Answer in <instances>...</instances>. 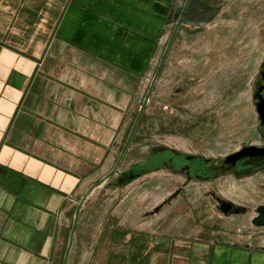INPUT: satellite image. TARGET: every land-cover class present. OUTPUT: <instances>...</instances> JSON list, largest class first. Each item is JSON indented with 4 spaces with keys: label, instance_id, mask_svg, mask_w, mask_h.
<instances>
[{
    "label": "crops",
    "instance_id": "1",
    "mask_svg": "<svg viewBox=\"0 0 264 264\" xmlns=\"http://www.w3.org/2000/svg\"><path fill=\"white\" fill-rule=\"evenodd\" d=\"M187 1L0 0V264H264V245L220 242L181 213L89 204L132 164L116 162L139 83L121 55L155 49ZM202 2L188 6L212 12Z\"/></svg>",
    "mask_w": 264,
    "mask_h": 264
},
{
    "label": "rangeland",
    "instance_id": "2",
    "mask_svg": "<svg viewBox=\"0 0 264 264\" xmlns=\"http://www.w3.org/2000/svg\"><path fill=\"white\" fill-rule=\"evenodd\" d=\"M201 1L212 12L187 5L175 11L176 24L163 32L165 38L161 32L156 35L155 49L142 53L134 47L139 58L127 49L121 55L138 69L128 72L138 75L139 83L125 104L123 146L116 162L123 168L132 164L117 176V169L109 171L107 182H94L89 204L94 209L103 198L97 206L101 212L123 205L141 216L167 209L173 219L181 213L190 226L203 222L204 235L220 242L263 246L264 227L252 218L264 203V173L242 180L234 175L216 182L194 180L184 186L180 172L162 162L138 163L158 147L215 159L262 142L254 95L263 80L264 0ZM215 193L238 208L246 206L248 213L225 215ZM88 217L90 222L101 220V215Z\"/></svg>",
    "mask_w": 264,
    "mask_h": 264
},
{
    "label": "flooded vegetation",
    "instance_id": "3",
    "mask_svg": "<svg viewBox=\"0 0 264 264\" xmlns=\"http://www.w3.org/2000/svg\"><path fill=\"white\" fill-rule=\"evenodd\" d=\"M260 86H264V80L258 81V88ZM262 94L264 95V88ZM262 127V142L245 144L247 146L255 145L259 148L252 155H244L235 160L228 159L230 155L240 151L245 145L225 155L223 158L215 159L207 158L200 154L181 152L174 148L158 147L152 150L153 154L148 156V159H145L144 162H162L167 168L180 172L185 178L184 186L189 185L194 180L216 182L227 175H234L239 180L255 178L264 173V126ZM164 153L168 155L166 156ZM215 201L218 203L219 209L227 216L236 213V211L245 215L248 213L246 206L239 205L240 208H238V203L229 198L220 197L217 193H215ZM223 207L224 209L227 208V213H225ZM260 207H264V203L259 204L256 208V214L252 218V223L256 226L264 227V225L255 223V220L261 215L259 212Z\"/></svg>",
    "mask_w": 264,
    "mask_h": 264
},
{
    "label": "water",
    "instance_id": "4",
    "mask_svg": "<svg viewBox=\"0 0 264 264\" xmlns=\"http://www.w3.org/2000/svg\"><path fill=\"white\" fill-rule=\"evenodd\" d=\"M188 2H189V0L187 1L186 6L188 5ZM182 16H183V12L179 18L178 23L181 22ZM261 77L264 80V70L261 72ZM263 88H264V86H260L258 88L256 94L254 95V98L256 99V110H257L260 122L264 126V95L262 94ZM258 150H259V148L255 145H249V146L245 145L240 151L236 152L233 155H230L228 157V159L235 160V159H237L241 156H244V155H252V154L256 153ZM233 163H235V162H233ZM135 176H138V174ZM127 177L129 179H132V178H134V175L130 174ZM223 209H224V207H223ZM224 211H225V213H227L228 212L227 208H225ZM259 212L261 215L255 220V223L259 224V225H264V207H260Z\"/></svg>",
    "mask_w": 264,
    "mask_h": 264
}]
</instances>
